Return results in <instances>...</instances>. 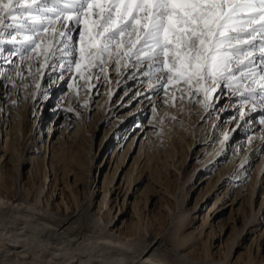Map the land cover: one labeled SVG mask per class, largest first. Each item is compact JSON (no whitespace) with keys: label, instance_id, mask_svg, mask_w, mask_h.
Masks as SVG:
<instances>
[{"label":"rangeland","instance_id":"obj_1","mask_svg":"<svg viewBox=\"0 0 264 264\" xmlns=\"http://www.w3.org/2000/svg\"><path fill=\"white\" fill-rule=\"evenodd\" d=\"M11 35L0 43V191L4 180L16 190L21 163V192L41 191L56 214L74 217L76 199L90 201L101 226L133 232L127 239L145 234L161 253L203 254L213 264L264 261L259 109L248 112L222 83L205 99L183 81L175 90L150 88L139 71L73 73L20 47L19 38L8 42ZM225 131L230 140L213 155ZM190 172L180 200L187 219L177 228Z\"/></svg>","mask_w":264,"mask_h":264},{"label":"snow or ice","instance_id":"obj_2","mask_svg":"<svg viewBox=\"0 0 264 264\" xmlns=\"http://www.w3.org/2000/svg\"><path fill=\"white\" fill-rule=\"evenodd\" d=\"M51 5L49 0H0V43L11 35L9 29L16 33L10 43L31 32L22 43L35 52L49 40L47 63L56 50L52 42L64 45L60 51L67 48L71 37L60 29L74 21L83 24L77 70L105 64V55L108 61L116 57L118 67L129 60L149 61V68L160 64L157 72L166 70L168 84L183 81L190 94L195 85L207 99L225 80L234 94L252 95L258 89L264 100V74L255 71L259 65L246 50L259 39L264 65V0H51ZM58 36L65 39L57 41Z\"/></svg>","mask_w":264,"mask_h":264},{"label":"bare ground","instance_id":"obj_3","mask_svg":"<svg viewBox=\"0 0 264 264\" xmlns=\"http://www.w3.org/2000/svg\"><path fill=\"white\" fill-rule=\"evenodd\" d=\"M49 6H52L51 0H49ZM57 27H59V25H57ZM39 30L40 29L37 28V31ZM60 30L66 32V36H70L71 40L68 41V46L64 51H60L61 48H64L63 44L52 42L56 50L54 54L48 56L47 64L49 65L55 62L56 65L65 67L66 70L74 73L78 71L76 68V61L80 59V32L83 31V24H77L72 21L69 22L67 29ZM25 35L31 36L32 33L25 31L17 36V38L20 39V47L27 45L22 43ZM50 35L51 33L45 34V36ZM63 39H65V37H57V41ZM49 42L50 41L47 39L44 40L41 48L36 50V52H43L44 61V51ZM38 43H41V41H38ZM255 45V48H248L246 50L253 53L255 57L254 65H259V67L255 68V71L264 74L260 72V69L264 68V65L260 64L261 53L259 51V39L256 40ZM27 46L31 47L32 50L33 46ZM103 58L106 61L105 64L97 67H81L80 70L89 75H91L92 72L101 70V68L107 72L115 71L124 75L129 72L136 73L139 71L141 79L146 85H152L156 89L172 87L175 90L178 87L179 83L175 82V80L171 84L167 83L166 70L163 74L157 72V69L161 67L160 64H154L152 68H149V61H142L140 64H136L134 60H129L127 61L128 66L122 64L118 67L115 64L116 57H113L111 61L107 60L106 55ZM145 73L151 74L146 76ZM236 75L238 76L239 73H236ZM257 81L259 82V76H257ZM221 83L223 86L225 85L228 92L233 93V89L228 87L227 81L222 80L219 84ZM247 83L248 82H244V84L241 85V90H243V87H245ZM194 87L196 86L194 85ZM253 87H256V85H253ZM234 95L237 96L240 102H243L245 106H247L248 112L259 109L258 119L264 120V100H261V94L258 89L257 92L252 95H248L247 93L244 96H241L239 93H235ZM219 98L222 99V96ZM244 119L241 117L239 124L242 121H246ZM244 123L245 122H243V124ZM28 128L30 129V127ZM29 129L27 130L30 131ZM21 131L28 137L25 124H23ZM225 137H227V139L229 138V133L227 131L224 132L220 140L221 144L215 149L213 155L223 150L224 145L227 144V139H225ZM27 148L28 146L25 150H27ZM20 158L22 159L23 156H20ZM203 163L204 161L200 164ZM120 166L121 163L118 165V169ZM263 166L264 155L261 157L257 171L261 170ZM17 168L18 174L16 175L15 181L16 190H13L8 181L4 180L2 182L4 190L0 191V264H213L210 260H206L207 257L203 254L192 255L182 250H178L175 253H161L154 249L156 244H153L145 234L139 233V236L136 237L135 235V239H127L128 237L134 236L133 232L130 231L123 237L122 233H117L108 229L107 224L101 226L100 218L91 217L90 201L84 204L76 199L78 212L74 217H70V214L63 216L56 214L52 209H49L42 200L41 191L40 194L36 193L33 195H30V191L21 192L23 189L20 185L22 175L21 163ZM196 168H194L193 172ZM117 172L118 171H115L114 178L117 176ZM193 172L185 175L186 178L182 182L177 198L180 207V211H178L176 215V220H178L177 228L182 227L187 219L188 209L185 210L181 208L183 202H180V200L181 198H183V200L185 199L184 185L189 180L190 175L191 177L194 175L192 174ZM46 180H48V178H46ZM113 181L114 180L109 181L106 189L107 191H109ZM262 197L264 198V192L262 193ZM261 201H263V199ZM261 201L260 203H262ZM258 212L259 208L253 213V217H256ZM237 234L238 232L235 233L234 238L228 246V251L226 253L227 258L236 244ZM227 258H225V260ZM219 262L220 260L215 264H221ZM227 262L223 264H229ZM247 264L254 263L251 262ZM259 264H264V261Z\"/></svg>","mask_w":264,"mask_h":264}]
</instances>
